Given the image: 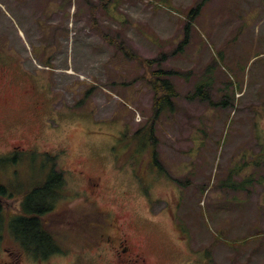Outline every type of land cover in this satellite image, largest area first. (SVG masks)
Returning <instances> with one entry per match:
<instances>
[{
	"label": "rangeland",
	"instance_id": "rangeland-1",
	"mask_svg": "<svg viewBox=\"0 0 264 264\" xmlns=\"http://www.w3.org/2000/svg\"><path fill=\"white\" fill-rule=\"evenodd\" d=\"M200 1L0 0V156L18 149L28 180L33 154L56 156L54 230L71 232L42 259L0 233V264H109L76 233L95 211L120 226L97 240L127 237L145 264H264V0H208L187 31ZM160 68L181 73L154 118Z\"/></svg>",
	"mask_w": 264,
	"mask_h": 264
},
{
	"label": "trees",
	"instance_id": "trees-1",
	"mask_svg": "<svg viewBox=\"0 0 264 264\" xmlns=\"http://www.w3.org/2000/svg\"><path fill=\"white\" fill-rule=\"evenodd\" d=\"M207 1L201 0L193 7L188 18L187 31L192 19L200 13ZM120 47L129 54L124 45H120ZM155 60L158 59H149L147 61L152 63ZM180 73L177 70H166L163 68L153 71L152 75L154 78H150V83L156 91L154 98V118H157L165 107H173L175 89L167 76ZM149 128L150 132H146L148 133L146 137L147 144L151 141V136L154 138L155 133L152 125ZM140 132L141 130L137 133ZM16 152L13 153L15 154L13 160L8 155L0 156V179L4 171H8L13 175L8 181L0 180L1 235L6 232L12 234L19 241L18 245L15 244L17 245V249L21 247L39 259L47 258L57 252L67 251V248L61 243L71 238L66 239L65 237V235L70 236L71 232L67 231V233H64L63 231L58 232L54 230V225L58 221L63 220L64 217L53 215L60 199L65 194L64 187L66 180L64 170L59 168L55 155L48 152H36L33 154V158L30 159V162L32 164H38L41 172L35 175L34 178L28 180V177L25 176L27 174H24L20 168L21 164H24L26 157L18 156ZM154 152L155 149L153 148L152 153ZM158 164L159 162L156 160L155 165L158 166ZM144 173L141 175L143 176ZM22 175L23 177H21ZM15 196L23 198L22 208L19 213L10 216L5 211L2 199L4 197ZM73 220L75 221V225H78V230L76 231L78 233L77 236L83 233L93 237V239L88 241L90 246L97 245L100 241V238L97 240L96 236L100 230L104 229L103 221L108 220L107 224L109 225V219L102 214V211L90 212V214L86 213L85 215L76 213L73 216Z\"/></svg>",
	"mask_w": 264,
	"mask_h": 264
},
{
	"label": "flooded vegetation",
	"instance_id": "flooded-vegetation-1",
	"mask_svg": "<svg viewBox=\"0 0 264 264\" xmlns=\"http://www.w3.org/2000/svg\"><path fill=\"white\" fill-rule=\"evenodd\" d=\"M114 226L120 227L117 223L109 221V230H112ZM106 237L103 236L97 246L106 242L107 248L111 250V253L105 256L109 264H145L146 258L140 251L132 249L127 237H114L111 233H108Z\"/></svg>",
	"mask_w": 264,
	"mask_h": 264
},
{
	"label": "crops",
	"instance_id": "crops-1",
	"mask_svg": "<svg viewBox=\"0 0 264 264\" xmlns=\"http://www.w3.org/2000/svg\"><path fill=\"white\" fill-rule=\"evenodd\" d=\"M259 251H257V253H258ZM242 263H245V260L244 261H242Z\"/></svg>",
	"mask_w": 264,
	"mask_h": 264
}]
</instances>
